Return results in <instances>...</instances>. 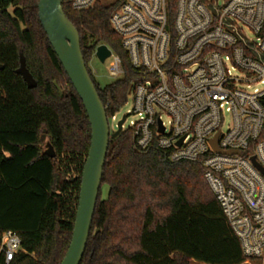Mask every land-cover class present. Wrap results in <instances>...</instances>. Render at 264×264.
<instances>
[{"label":"trees","instance_id":"16d2710c","mask_svg":"<svg viewBox=\"0 0 264 264\" xmlns=\"http://www.w3.org/2000/svg\"><path fill=\"white\" fill-rule=\"evenodd\" d=\"M63 9L78 29L86 66L108 118L127 102L138 75L110 25L113 7ZM39 0H0V242L16 231L22 250L9 264H61L72 238L92 128L83 101L39 19ZM173 15V7H172ZM100 44L124 74L101 86L90 67ZM37 82L29 88L20 55ZM50 143L55 151L45 153ZM200 160L138 146L133 128L111 137L90 237L80 264H243ZM108 187L102 198V188ZM0 264H6L0 257Z\"/></svg>","mask_w":264,"mask_h":264},{"label":"built area","instance_id":"2783aa9c","mask_svg":"<svg viewBox=\"0 0 264 264\" xmlns=\"http://www.w3.org/2000/svg\"><path fill=\"white\" fill-rule=\"evenodd\" d=\"M96 3L113 7L111 28L138 75L128 93L138 146L167 151L174 162L200 160L244 263L264 264V0H72L71 7ZM108 47L110 72L122 76V58ZM21 250L19 234L4 231L5 263Z\"/></svg>","mask_w":264,"mask_h":264},{"label":"water","instance_id":"95a60500","mask_svg":"<svg viewBox=\"0 0 264 264\" xmlns=\"http://www.w3.org/2000/svg\"><path fill=\"white\" fill-rule=\"evenodd\" d=\"M63 1L39 0L38 10L41 24L83 101L92 128L91 145L83 169L72 238L68 251L61 262V264H80L90 237L93 216L102 185L109 141L111 137H116L123 130L126 116L117 123V129L112 131L106 107L100 99L82 54L79 31L66 15L63 9ZM110 55L111 50L108 45L100 44L97 46L95 56L101 62H105ZM3 68V65H0V69ZM17 72L22 75L29 88L37 86L36 80L26 66L23 54L20 55V66ZM212 143L216 148V139ZM47 147L45 153L54 157L56 153L53 146L48 143ZM253 161L262 169L254 157Z\"/></svg>","mask_w":264,"mask_h":264},{"label":"rangeland","instance_id":"374dc122","mask_svg":"<svg viewBox=\"0 0 264 264\" xmlns=\"http://www.w3.org/2000/svg\"><path fill=\"white\" fill-rule=\"evenodd\" d=\"M90 67L94 73L96 81L101 85L105 86L106 84H109L116 79L120 78V75H113L110 72L109 69V61L101 62L96 56L92 59L90 63ZM132 96L128 95L127 102L125 105L116 113V120L110 122V127L112 131H115L117 129V123L124 117L127 116V119L124 123V129H127L131 126V121L136 120L137 117L135 115H128L129 110L132 108ZM164 121L167 123L168 118L164 116ZM47 147V146H46ZM48 148V147H47ZM46 148V149H47ZM108 187L104 186L102 188V198H105L107 196ZM190 264H205L203 262H199L196 260H191ZM243 264H259V262L256 261H250L249 263H243Z\"/></svg>","mask_w":264,"mask_h":264}]
</instances>
